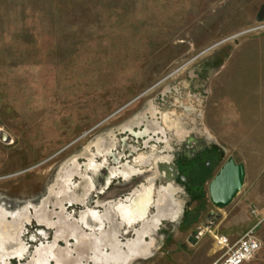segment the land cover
<instances>
[{
	"label": "rangeland",
	"instance_id": "1",
	"mask_svg": "<svg viewBox=\"0 0 264 264\" xmlns=\"http://www.w3.org/2000/svg\"><path fill=\"white\" fill-rule=\"evenodd\" d=\"M228 158L243 185L215 206ZM177 170L189 228L85 231ZM212 213H240L244 230H216L233 239L256 224L243 264H264V0H0V264H211L195 232Z\"/></svg>",
	"mask_w": 264,
	"mask_h": 264
},
{
	"label": "crops",
	"instance_id": "2",
	"mask_svg": "<svg viewBox=\"0 0 264 264\" xmlns=\"http://www.w3.org/2000/svg\"><path fill=\"white\" fill-rule=\"evenodd\" d=\"M158 179L159 180H157V181L155 180V182L153 180V183L149 187L148 193H147V194H149V198H150L151 202H157L158 203L157 212H156V214L153 215V210H151L152 208H150L151 206H149L148 209L144 212V214L141 215V218H139L141 220L144 219L142 227L143 228H149V230L150 229L157 230L158 227L161 225H163L164 230H166L167 228L165 227V223L168 224V222L170 220L173 221L172 219H174V218L172 215H174V213L177 211L176 207L175 208L171 207L169 202L167 203L165 198L162 197L163 195H165L164 187H166L169 184L168 181L170 182V180H166L165 182H162L161 178H158ZM155 183H157V186L154 185ZM171 183H172V181H171ZM173 198H174V196H173ZM174 199L176 200V198H174ZM177 201H179V199ZM119 203H121V202H117L114 205H112V210H110L109 214L102 213L101 211H99L97 209L96 210L94 209L90 213H86V215L83 217V221H82V226L84 227L85 231L90 230V231H93L97 234H100L101 233L100 231H104L109 226H112V227H115V235H116L115 237H116V241H118L117 237L119 234H121L123 232L125 223L128 225H130L132 223V222L128 221L127 217L126 218L124 217L123 212H124L125 206L122 205V203H121V206L118 207ZM170 203H172V202H170ZM179 207H180V209H179V212H177L178 219H177L176 224H177L179 229L183 230V229L189 228L196 221V220L193 221L188 227L184 226L186 213L191 214L192 212L195 211V209H191L190 207H185V206H183V207L179 206ZM98 212H100V213H98ZM150 213H152V214L150 215ZM252 215L254 217L253 221L256 218H258L257 211L255 214H252ZM210 216H211V214H209L208 216L205 217V222ZM133 219H136V218L133 216L131 218V220L133 221ZM240 219H242L240 213H232L227 218H224L222 221H220L219 226L217 225L219 223V220H218V223L214 226L213 230H218V228L220 230H222V229H224V230H244L243 226L241 224H238ZM245 226L248 227L249 222H247L245 224ZM239 236H240V234H239ZM239 236H237L234 239L231 237H229V238L232 239V241H234ZM2 238L3 237H0L1 244H2V240H3ZM1 244H0V247H1ZM3 256H5V255H3ZM126 262H127V259L123 260L121 258V262H117V264H125Z\"/></svg>",
	"mask_w": 264,
	"mask_h": 264
},
{
	"label": "built area",
	"instance_id": "3",
	"mask_svg": "<svg viewBox=\"0 0 264 264\" xmlns=\"http://www.w3.org/2000/svg\"><path fill=\"white\" fill-rule=\"evenodd\" d=\"M252 213L255 214V210ZM217 223V215L212 213L204 224L197 226L195 232L196 238L203 236L205 233L212 235L214 247L219 255L211 264H243L254 257L260 247V242L253 233L256 224L232 241L226 235L213 230Z\"/></svg>",
	"mask_w": 264,
	"mask_h": 264
},
{
	"label": "water",
	"instance_id": "4",
	"mask_svg": "<svg viewBox=\"0 0 264 264\" xmlns=\"http://www.w3.org/2000/svg\"><path fill=\"white\" fill-rule=\"evenodd\" d=\"M244 166L228 158L208 184L210 200L215 206H226L241 189Z\"/></svg>",
	"mask_w": 264,
	"mask_h": 264
},
{
	"label": "flooded vegetation",
	"instance_id": "5",
	"mask_svg": "<svg viewBox=\"0 0 264 264\" xmlns=\"http://www.w3.org/2000/svg\"><path fill=\"white\" fill-rule=\"evenodd\" d=\"M205 155H207V156H213V157H215V160L219 156L217 149L214 148V147L204 148L202 146H198V150H196V152L194 153V157H192L190 159H202ZM173 177H175V178L169 179L170 180V182L168 181L169 184L166 187H164V193H165V197L168 196V199H167L168 201H166V202L167 203L169 202V204H170L171 207H173V208L176 207V209H177V211L174 213V215H172L173 218H174L173 219V223H177V219H178L177 212H179L178 207L180 206L181 201H177V199L175 200L174 199L175 197L173 198L175 192L177 191L176 190L177 189L176 186H174L175 185V181L176 182H179L183 186H188V183H187V180L182 176V173L180 172V170L179 171L177 170V172L174 174ZM175 179H177V180H175ZM171 181H172V183H171ZM144 200L147 201L148 199L145 198ZM133 201H134V204H133L132 210H130L129 208H126V209H124V212H123V215L124 216L125 215L127 216L128 221H130L131 218L133 217L132 214H135L136 217H140L141 218V215L144 214V212L148 209L149 206H151V208L154 209L153 210V215L156 214V212H157V206H158V203L157 202H151L150 204L148 203L149 205L147 204V206H143V205H140V203H139L140 202V199H138L137 197H135L133 199ZM170 202H172V203H170ZM119 206H121V205H119ZM151 214L152 213H150V215Z\"/></svg>",
	"mask_w": 264,
	"mask_h": 264
},
{
	"label": "trees",
	"instance_id": "6",
	"mask_svg": "<svg viewBox=\"0 0 264 264\" xmlns=\"http://www.w3.org/2000/svg\"><path fill=\"white\" fill-rule=\"evenodd\" d=\"M198 211V209H197ZM192 223V220H191V214L190 213H186L185 215V227H188L190 224Z\"/></svg>",
	"mask_w": 264,
	"mask_h": 264
}]
</instances>
